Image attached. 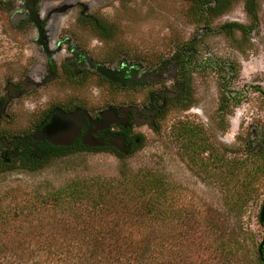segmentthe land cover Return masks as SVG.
Segmentation results:
<instances>
[{
	"label": "rangeland",
	"instance_id": "1",
	"mask_svg": "<svg viewBox=\"0 0 264 264\" xmlns=\"http://www.w3.org/2000/svg\"><path fill=\"white\" fill-rule=\"evenodd\" d=\"M84 1L91 11L104 9L101 12L112 24L113 35L108 40L98 41L93 31L75 27L74 0H69L70 3L62 0L64 11L70 12L71 18L61 24L69 35H77V42L88 45L86 48L93 58L108 63L112 68L126 61L130 63L132 59L140 67L152 70L166 61L173 72L177 65L175 54L185 46L191 48L188 54L193 59L194 53L198 64L203 65L190 74L194 105L188 109L171 107L158 120L159 132L151 129L152 126L138 129L142 139L125 157L111 150H83L61 158H47L49 163L37 171L22 168L16 160L10 161V166L0 164V202L12 207L31 204L36 192L56 189L75 176H120L127 171L159 170L180 184L186 196L193 198V208L197 213L193 216V264H228L225 258L208 250L211 235L204 224L210 210L221 214L222 222L228 227L236 225L245 238V248L239 253L238 263L262 264L257 250L264 240V225L260 222L264 180L259 197L251 200L242 214L229 213L226 205L229 190L216 173L221 168L210 164V169L203 170L198 164L192 165L175 143L171 128L179 119L202 124L214 145L227 157H243L248 142L253 143L257 150L264 145V92L261 91H264V0H260L258 24L254 25L251 35L243 39L239 33L238 39H231L220 31V26L231 21L250 22L244 0L236 1L224 15L215 18L210 28L194 21L190 3L184 0H122L124 5L121 7L119 0ZM103 1L104 4L100 5ZM49 3L45 0L42 8L52 6ZM9 20L10 14L0 12V88L2 79L8 74L15 76L17 68L25 66L26 62L33 63L31 71L36 76L42 72L45 60L44 55L35 49V32L15 30ZM51 36L54 37V33ZM209 59L225 66L222 76L228 82V91L243 98L238 103L227 100L224 112L219 109L224 92L220 89L217 71L206 65ZM167 81V90L169 86L175 87L176 76L172 75ZM147 92L144 88L138 92L124 91L93 75L82 83L58 80L22 98L14 106L16 115L12 111L13 119L4 130L11 135L33 132L40 115L36 110L51 104L75 102L97 110L114 99H143ZM74 123L56 117L54 126L50 128L54 141L63 138V133L70 132ZM202 157H209V153ZM196 232L201 239L200 247L194 243Z\"/></svg>",
	"mask_w": 264,
	"mask_h": 264
},
{
	"label": "trees",
	"instance_id": "2",
	"mask_svg": "<svg viewBox=\"0 0 264 264\" xmlns=\"http://www.w3.org/2000/svg\"><path fill=\"white\" fill-rule=\"evenodd\" d=\"M188 1L193 6L194 21L210 28L215 18L238 0ZM244 1L250 22L231 21L220 26V31L231 39H238V33L242 39L249 37L258 24L260 0ZM102 35H109V31ZM190 49L185 46L175 54L182 71L181 92L171 99L167 111L173 106L188 109L194 105L190 74L203 65L198 64L194 53L192 59ZM207 64L219 75L224 92L219 109L224 112L227 100L238 103L243 98L228 91V82L222 76L225 66L212 59ZM152 128L160 130L159 124ZM171 133L192 165L198 164L203 170L210 169V164L221 168L216 173L229 190V213L242 214L250 201L259 197L264 180V145L257 150L248 142L243 157H227L214 145L205 127L194 120H177ZM132 143L130 151L126 145L127 152L117 154H131L138 145L135 140ZM39 148L36 154L24 151L19 160L22 168L37 171L49 163L47 158L83 151L79 144ZM207 152L209 157L203 158ZM0 164L10 166L2 157ZM180 186L166 173L146 169L120 176H75L56 189L36 192L31 204L12 207L0 202V264H193V216L197 213L193 198L186 196ZM212 211H207L204 224L211 235L208 250L228 264H239L245 238L236 225L228 227L222 215ZM194 237L195 245L200 247L197 232ZM257 253L263 262L261 244Z\"/></svg>",
	"mask_w": 264,
	"mask_h": 264
},
{
	"label": "flooded vegetation",
	"instance_id": "3",
	"mask_svg": "<svg viewBox=\"0 0 264 264\" xmlns=\"http://www.w3.org/2000/svg\"><path fill=\"white\" fill-rule=\"evenodd\" d=\"M65 1L69 2V0ZM184 1L190 3V12L193 16L191 2ZM44 2L45 0H0V12L10 14L9 22L15 30L35 32V49L45 57L42 72L37 74V77L32 75L33 63L26 62L25 66L17 68L18 73L15 76L8 74L2 79L3 85L0 88L1 157L11 163L10 161H19L24 151L36 154L40 145L50 148L51 146L73 147L76 144L81 145L82 150H111L117 154L120 150L113 143L119 140H122L124 146L127 145L130 151L133 148L132 140L136 143L140 142L141 134L138 129L142 126L158 124V120L167 112L171 99L179 97L182 73L180 67L176 65L177 71L174 69L172 72L173 69H169L167 62L163 61L157 68L150 70V68L140 67L139 63L131 59L130 63L126 61L112 68L108 66V63L93 58L86 48L88 45L77 42V35H69V31L61 23L68 21L71 13L64 11L66 8L64 4L61 5L62 0H49L51 2L49 6L52 5L50 7L53 8L48 6L49 8L45 9L42 8ZM118 2L119 7L124 5L122 0ZM100 3L102 5L104 1ZM72 4L75 10L71 11L76 13L73 16L75 27H79V30L93 31L98 41L108 40L113 35L112 24L101 12L104 9L97 12L91 11L86 8L87 4L84 0H74ZM103 31H109V35H102ZM53 33L54 37L51 36ZM175 63L177 64V61ZM92 75L102 77L115 88L124 89V91L138 92L144 88L148 92L143 99H130V101L114 99L97 110L75 102L51 104L36 110L40 112V115L35 121L33 132L11 135L4 130L13 119L12 113L16 115L17 108L14 106L29 93L47 87L58 80L82 83L84 79ZM172 75L176 76L177 83L175 87L169 86L167 90V79ZM77 110H85L87 115L72 144H53L45 136L44 130L50 127L56 117H61L62 113L68 115ZM41 153L43 154V151Z\"/></svg>",
	"mask_w": 264,
	"mask_h": 264
},
{
	"label": "water",
	"instance_id": "4",
	"mask_svg": "<svg viewBox=\"0 0 264 264\" xmlns=\"http://www.w3.org/2000/svg\"><path fill=\"white\" fill-rule=\"evenodd\" d=\"M110 75H108L109 77ZM87 115V112L85 110H77L76 112L70 113L68 115H65L62 113L61 117L64 120H70V121H75L74 126L70 132H65L63 133V138H60L59 141H54V133L50 131V128L54 126L56 118L54 121L50 124V127L45 129L44 133L45 136L53 143V144H64V145H70L73 142V139L75 138L76 135L79 133V128L81 124L83 123V120L85 116ZM58 118V117H57ZM64 130V129H63ZM63 130L61 132H63ZM60 132V133H61ZM121 152H127V148L124 146V142L122 140H119L116 143H113ZM260 221L264 225V203L262 205L261 211H260ZM264 246V240L261 243V248ZM263 264H264V259H263Z\"/></svg>",
	"mask_w": 264,
	"mask_h": 264
}]
</instances>
